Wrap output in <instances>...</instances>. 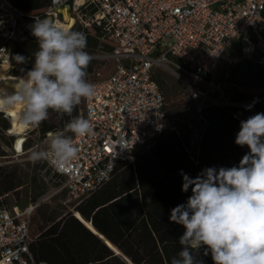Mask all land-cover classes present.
<instances>
[{"label":"built area","instance_id":"2783aa9c","mask_svg":"<svg viewBox=\"0 0 264 264\" xmlns=\"http://www.w3.org/2000/svg\"><path fill=\"white\" fill-rule=\"evenodd\" d=\"M64 10L74 18L69 29H87L109 46L103 57L116 61L108 75L90 81L95 95L82 99L81 116L92 132L73 136L77 159L63 171L47 162L64 177L61 188L76 204L110 180L118 161L133 160L136 150L154 145L167 129L156 67L183 75L178 73L200 118L206 106L220 105L224 90L218 75L225 57L234 53L264 68V0H51L34 13L0 0V62L7 65L0 84L20 79L10 75L11 44L32 35L37 18H51L62 28ZM38 203L11 206L0 196V264H49L31 248L37 237L31 216Z\"/></svg>","mask_w":264,"mask_h":264},{"label":"trees","instance_id":"16d2710c","mask_svg":"<svg viewBox=\"0 0 264 264\" xmlns=\"http://www.w3.org/2000/svg\"><path fill=\"white\" fill-rule=\"evenodd\" d=\"M18 7L38 12L51 0H11ZM74 31L87 36V45L93 37L81 27ZM38 49L32 35L15 40L11 44L10 73L25 76L34 65L33 53ZM26 57V62L17 63L15 56ZM232 63V62H231ZM88 66L87 75L91 71ZM228 80L234 85L230 98L234 101L251 100L244 104H211L203 109V128L197 154L189 150L191 138L175 122L168 127L149 148L135 151L133 160H120L110 180L90 196L76 204V212H68L60 218L43 216L36 218L32 213L38 233L31 248L39 259L49 264H170L171 259L182 250L179 240L185 229L171 222V210L186 204L191 188L182 191L181 172L195 178L206 168H231L239 166L243 156L250 150L235 143L240 122L257 113H264V68L251 60L239 59L229 66ZM157 77V76H156ZM158 79V78H157ZM159 80V79H158ZM79 104L72 117L81 116ZM167 108V107H166ZM0 112V137L11 143L5 134L10 122ZM62 119L55 112L34 128L43 137L47 131L64 129L72 118ZM37 138H26L24 149L33 147ZM6 154L0 144V155ZM23 174L18 167L8 169L0 165V196L22 184ZM86 222H84L83 220ZM108 238L114 248L87 223ZM88 224V225H87ZM90 226V227H89ZM206 246L195 253L202 264H214L211 253L204 255Z\"/></svg>","mask_w":264,"mask_h":264},{"label":"clouds","instance_id":"9594fccd","mask_svg":"<svg viewBox=\"0 0 264 264\" xmlns=\"http://www.w3.org/2000/svg\"><path fill=\"white\" fill-rule=\"evenodd\" d=\"M31 34L38 45L34 66L15 81L13 94L0 96V110L22 105L19 120L31 126L47 120L50 111L60 119L72 117L82 99L95 95L94 84L87 80L92 60L86 51L87 36L60 28L47 17L34 20ZM26 59L15 56L17 63ZM91 132L88 119L72 117L65 130L49 134L46 147L33 151L31 160L63 171L80 151L73 136ZM235 143L250 150L239 166L206 168L195 178L181 172L182 191L191 188L192 194L170 213V221L185 229L179 240L182 250L170 264H202L195 253L203 246L214 264H264V113L240 122Z\"/></svg>","mask_w":264,"mask_h":264},{"label":"rangeland","instance_id":"374dc122","mask_svg":"<svg viewBox=\"0 0 264 264\" xmlns=\"http://www.w3.org/2000/svg\"><path fill=\"white\" fill-rule=\"evenodd\" d=\"M93 37H95L92 34ZM86 51L92 55L91 71L87 75V80L90 82L93 79L101 78L108 75L115 66V59H108L103 57L105 52L109 51V46L101 40H98L97 45L94 39L88 41ZM228 55V54H227ZM238 59L235 54L231 53L222 60L219 70L218 80L224 90V95L221 98L220 105L244 104L251 100L234 101L230 98V94L234 89H241L242 86L234 85L228 80L229 66ZM232 62V63H231ZM2 71H0V74ZM177 69L168 66H158L155 69V75L160 81L161 87L166 96V107L170 115L171 123L175 122L179 128L186 131L191 138L189 150L193 156L197 154L200 134L206 125L202 121L196 110V100L192 93L183 84L179 78ZM11 74V73H10ZM181 74V73H180ZM182 75V74H181ZM183 76V75H182ZM8 89L15 91L13 80H6ZM82 104V100L81 103ZM3 112V111H0ZM9 122V118L2 113ZM12 123L10 122V127ZM38 126L28 125L22 132L24 138H37V143L30 148L22 151L16 150L14 147L15 140L19 134L12 133L6 129L5 134L9 135L10 142L7 143L0 137V144L5 150L6 154L0 155V165L12 169L19 168L23 174L22 184L14 189H11L2 194L4 200L9 205L20 204L26 206L31 202L39 201L34 208L33 214L36 218L48 216L52 218H60L68 212L75 214L76 202L69 196L67 189L61 188L64 177L58 172L54 171L46 161L33 163L31 160V153L35 150H42L46 147L50 133L62 131L64 129H57L47 131L46 134L40 138L41 134L35 130ZM69 135H72L69 133ZM35 233H38L34 225Z\"/></svg>","mask_w":264,"mask_h":264},{"label":"bare ground","instance_id":"6f19581e","mask_svg":"<svg viewBox=\"0 0 264 264\" xmlns=\"http://www.w3.org/2000/svg\"><path fill=\"white\" fill-rule=\"evenodd\" d=\"M74 23V18L69 16L67 13V10H64L63 14V20L61 21V26L62 28H70ZM6 64L0 62V71H3L6 68ZM13 75V74H10ZM26 76H20V78H24ZM12 78H16L15 76H12ZM15 84V82H14ZM13 84V85H14ZM3 92V93H2ZM15 91L12 92V90L9 88L6 82L4 81L3 84H0V96H5V95H11ZM22 105L17 104L14 107H9L6 109H2L6 111L7 116L9 117L10 122L12 123L10 127V132L12 133H17L19 134L15 140V149L16 150H21L22 147V142L24 141V135H22V132L25 130V128L28 126L19 120V113L22 111ZM94 230L95 228L92 226L90 222H87Z\"/></svg>","mask_w":264,"mask_h":264},{"label":"water","instance_id":"95a60500","mask_svg":"<svg viewBox=\"0 0 264 264\" xmlns=\"http://www.w3.org/2000/svg\"><path fill=\"white\" fill-rule=\"evenodd\" d=\"M76 215V214H75ZM83 220V219H82ZM84 221V220H83ZM85 222V221H84ZM91 224H92V222L91 221H89ZM86 223V222H85ZM88 225V224H87ZM92 226L94 227V225L92 224ZM90 227V226H89ZM92 228V227H91ZM95 228V227H94ZM96 229V228H95ZM97 230V229H96ZM95 232H97L102 238H104L106 241H107V243H109V245H111L112 246V243H111V241L108 239V238H106L102 233H100L98 230L97 231H95ZM113 247V246H112ZM114 248V247H113ZM118 253H121V251L118 249V248H114Z\"/></svg>","mask_w":264,"mask_h":264}]
</instances>
